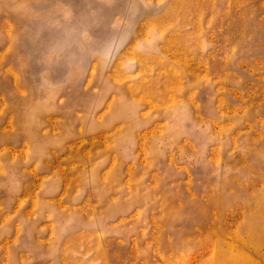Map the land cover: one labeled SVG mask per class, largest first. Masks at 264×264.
Instances as JSON below:
<instances>
[{"label": "rangeland", "instance_id": "rangeland-1", "mask_svg": "<svg viewBox=\"0 0 264 264\" xmlns=\"http://www.w3.org/2000/svg\"><path fill=\"white\" fill-rule=\"evenodd\" d=\"M0 264H264V0H0Z\"/></svg>", "mask_w": 264, "mask_h": 264}]
</instances>
